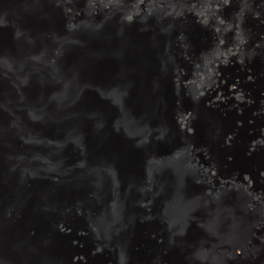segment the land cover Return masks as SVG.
Segmentation results:
<instances>
[{
	"label": "water",
	"instance_id": "obj_1",
	"mask_svg": "<svg viewBox=\"0 0 264 264\" xmlns=\"http://www.w3.org/2000/svg\"><path fill=\"white\" fill-rule=\"evenodd\" d=\"M42 1L44 10L38 0H0V146L9 147L0 158V166L5 165L0 168L1 220L18 234H29L52 221L54 202L47 195L67 205L63 216L73 215L75 223L89 222L86 205L101 204L109 213L118 206L115 198L122 197L119 210L136 213L125 212V226L109 232L116 252L106 250L118 264H160L163 259L164 264H264V163L255 164L264 159V145L256 143L264 135V111L258 109L262 114L257 118L244 114L257 112L251 96L264 107V63L257 55L264 59V47L250 30L254 24L264 35V0H196L204 5L205 16L190 24L184 16L195 0H160L171 2L165 11L156 0ZM178 10L186 12L178 15ZM230 14L234 16L227 19ZM182 18L188 34L199 33L197 40H185L186 57L179 48ZM24 56L39 58L23 63ZM133 93L143 95L138 103L131 101ZM213 95L217 102L235 101L227 108L217 103L216 113L210 109ZM129 104L151 129L149 112L155 120L163 118L156 122L158 127L166 122L162 141L149 139L151 130L141 131L140 123L117 125L129 115ZM254 125L260 127L259 135L249 133L255 132ZM146 136L161 154L139 145ZM123 147L126 160L118 156ZM241 153L248 156L244 168L237 165ZM110 154L125 170L115 171ZM158 157L164 167L142 173L141 165ZM191 164L201 173L186 176ZM89 165L96 167L93 175L85 172ZM99 173L114 184L126 180L127 189L118 191L117 185L107 190L112 204L95 192L85 199L79 191L97 189L92 181ZM202 173L209 176L204 201L209 200V207L180 194L176 198L182 197L181 202H156L157 191L170 193L181 183L195 185L197 192L196 177ZM71 176L78 188L67 181ZM226 195L224 204L213 205L212 199L220 202ZM42 203L49 204L42 208ZM9 207L13 216L5 210ZM186 208L188 214L182 212ZM20 211L31 216L25 219ZM73 225L63 237L70 247L76 236ZM10 239L0 228V264H38L47 259L41 253L55 256L57 251L41 240L25 252L13 243L11 252ZM69 249L60 250L56 264H89Z\"/></svg>",
	"mask_w": 264,
	"mask_h": 264
},
{
	"label": "bare ground",
	"instance_id": "obj_2",
	"mask_svg": "<svg viewBox=\"0 0 264 264\" xmlns=\"http://www.w3.org/2000/svg\"><path fill=\"white\" fill-rule=\"evenodd\" d=\"M38 1H39V3H41L40 9L42 8L44 10V8L46 7V4L44 3V5H45L44 6L42 0H38ZM202 1H204V0H201L200 2H202ZM156 2H158V7H160V9L163 10V11L172 8V5H170L171 2H167L168 5H164V3L161 2L160 0L159 1L156 0ZM200 2H199V4L201 5L202 3H200ZM191 3L192 4L190 5V7L192 8V12L190 10H188L186 16H184V17L189 18V20H188L189 24L191 22L195 23V20L197 19L196 18L197 16H198V18H200V17L203 18V16H205V11L202 10L204 8V5L200 6L196 2V0L192 1ZM199 6H200V9H199ZM176 8L180 10V6H176ZM179 10H178V15H182L183 13L186 12L184 10H181V11H179ZM233 13H235V11ZM233 16L234 15L230 14L226 18L227 19H231ZM191 19H192V21H191ZM182 22H184V23H181L182 25L179 26V27H181V29L183 28V30L186 31L185 27H184L186 22H185V20L183 18H182ZM210 23L213 24L214 22H210ZM25 27H27V28L29 27L27 22H25ZM197 27H199V26H197ZM250 30H251V32L253 34H255V36L259 40L258 45L264 47V35L256 30L254 24H252V26H250ZM184 31L182 32V35H183L182 36V40H181L182 42L179 45V48L182 49V51H183L182 57H186V53H187L186 50L189 49L188 48V44L185 42V40L191 38V39H194V41H195V40H197L199 38V33L196 32V31H192L193 32L192 34H188V32H189L188 30L186 32H184ZM65 49L68 50V47L63 45V50H65ZM257 55L259 56L258 59H261L262 62L264 63V59L261 57V54H257ZM34 58H39V57L38 56H32V57H26L25 58V56H24V60L25 61H22V62L23 63H25L26 61L31 62V60H34ZM42 59L43 58L41 57L39 60H42ZM160 74H162V73H160ZM166 82L169 83L170 80L167 79ZM132 95H134V99H131V101L135 100L136 103H138V101L143 96V95L139 96V95H137L135 93H133ZM244 96L245 95H243L240 98V101H243V97ZM4 97H2V98H4ZM251 98H252V96H251ZM251 98H250V102L252 103L251 106L254 108V110L257 111L258 109H263V111H264V107L260 106L259 103L256 104L255 100H253ZM254 98H255V96H254ZM215 99L216 98L214 96L213 99H212L213 101H212V106H210V109L212 107L211 110H213L216 113H218V111H219V109H217V106H216L217 103H221L222 106H225V108H227V107H230L231 105H233V101H235L234 98H232V100L226 99V98H221L220 102H217ZM0 102L2 103L3 99L0 100ZM133 103H135V102H133ZM133 103H132V105H133ZM132 105L129 104V111H127L129 113V115L128 116L126 115L125 119L120 121V122H118L117 125H119V123H123V124H126V125H135V124L137 125V124L140 123V126L142 127L141 131L144 132V130H151V133L148 136L149 139H157L159 141H162L163 140L162 136L164 135V133H166V130H167L166 122H163V124L161 126H159V127H158V125H156L157 124L156 122L160 121V120H163V118L161 119L159 117V118H157V120H155V119H153V114L151 112H149V115L151 117L150 120L153 121L152 129H153V127H158V129H155V131H154L149 126H147V123L146 124L145 123H141L142 122V118L140 117V115H138L139 111H137V113H134L135 111L133 112V110H135V109H133ZM227 105H229V106H227ZM130 112H132V113H130ZM244 112H245L244 114L247 117H254V118L260 117L261 114H262L259 111L255 112V114H254V112H246V111H244ZM109 123L111 124V122H109ZM254 127H255V132L253 130L252 131L250 130L249 133L254 134V135H259L258 132H259L260 127L257 126V125H254ZM170 133H171V136H172L171 139H173V137H175L176 131L172 130ZM261 136L262 137L259 138L258 142H257V139H256V143H259L260 145H264V135H261ZM146 138H147V136H146ZM149 139L147 138L146 140L140 141L139 145L147 148L148 151L150 150V151L156 152V154H161V152L159 151L158 148L151 147V145L149 143ZM254 141H255V138H254ZM260 145H257V146H260ZM182 147H183V145L181 146L180 149H182ZM222 147L220 148V150L223 153L224 149ZM20 148H21V146H20ZM217 148H218V146H217ZM7 149H9V147H5V146L1 147L0 146V158L2 156H6L7 155ZM246 149L248 150L249 148H246ZM126 154H127L126 153V148L123 147L121 153L118 156H121V158H123V160H126V159H128ZM110 155L112 157L110 159H108V161L109 160L112 161L111 163H112L113 168L115 169L117 167H120V168H122V170H125V168H124L125 166H123V164H121L120 161L118 162L116 159H113V154H110ZM184 156H185V159H187V160L191 158L190 154H187V155H184ZM159 157H161V156H159ZM159 157L157 158V162H154V163L147 162L145 165L143 163L141 165V166H143L142 173L143 172L145 174H147L148 172L152 173L153 169H155V166L164 167V164L162 162H158L159 161ZM243 158H244V160H242ZM238 159L241 160V161H239L237 163V165H242V167L244 168L246 166L245 162L248 159V156H246V154H244V153H241V154H239ZM263 160L264 159L261 158L255 164L256 165H262L264 163ZM260 161H262V162L260 163ZM200 164L204 165L205 163L202 162ZM191 165L188 166V169L186 167L187 170H185L184 168H181V172H183L185 170L186 171L185 175L189 176V177L190 176H195V172H200L201 173V171H198L197 169L194 168L193 165L192 166ZM256 165H254L255 170H256ZM0 168L2 170L5 169V165L0 166ZM95 168H96L95 166L89 165V167L85 168L86 169L85 172L87 174H92L93 175L94 172L97 171V170L95 171ZM115 171H117V169H115ZM246 174L244 173L240 177V179H242L244 181ZM253 174H255V173H253ZM94 176H95L94 177V181H92V183L96 182L98 184L97 189H93L92 187L91 188L84 187V188H80L79 189V191L82 192V194H83L85 199H88V200L91 199L93 197V193L95 192L96 195L98 194L97 196L103 197L104 199L106 198V200L108 199V203L112 204L110 202V199H109L110 195H109V192L107 190H109L111 188V186L115 187L117 185H118L117 187H119L118 191L127 189L126 180H124V181L122 180L119 183L116 182L114 184L115 180H111V178L105 173H103V174L99 173V174H96ZM121 176H122V178L124 177L123 174ZM217 177H219V176H217ZM252 177H254V176L252 175ZM51 178L52 179H56L57 178L56 173H53ZM58 178L62 179L61 176L58 177ZM196 178H197L196 179V181H197L196 184H198L197 192H195V190L193 191V189H194L193 187H195V185L192 186V185L186 184V185L182 186V183L181 184L177 183L178 185H176L175 191L174 190L170 191V189H169V191H170V193H169V192H167L168 189H165V188L164 189H160L159 191H157L156 194H155L156 202L158 201V203H162L163 201L164 202L168 201L169 205H171V203H174V201L181 202L182 197L181 198H176V195L180 194V196H183V197L187 195V197L194 198V202L198 206H201L203 203H205L204 201L206 200L205 195L207 194V191H208L207 181H209V176L207 174H205V173H202L200 177H196ZM185 179H187V181L190 180V178H185ZM67 181H69V183L72 185V187L74 186V187L78 188V186H79L77 184L78 181L76 179H74V176H71V178H68ZM140 182H142V180H140ZM178 182H180V181L178 180ZM93 185H95V184H93ZM25 187L27 188L26 184H25ZM30 187L33 188V185L31 183L28 186V189L32 190V188H30ZM117 187H115V188H117ZM190 187H191V189H190ZM195 196H199V198H196ZM227 197H228V195H226V197L225 196H221V199L223 201H220V202L217 201L218 198L215 197L214 199H212V203L215 206H219L222 203L224 204L226 202ZM46 198H48L49 201L51 200L50 202H54L52 204V206L55 208V211L52 214H50L52 221H50L51 223L49 224V226L46 225V226L40 227L41 226V223H40L39 225L35 226L34 229L29 230L31 233L22 234V232H21V234H18L19 232L16 231V228L9 229V226H7L6 222H3L1 220L2 218L0 217V226H1L0 228L3 227L5 236H7L8 239H10V237H11L12 239H10V240H13V242H9V244H10L9 249L11 250V252L15 248L13 243H15V245L17 246L16 248L22 249L25 252L30 247L36 245V242L39 243L42 240V243H45L46 245L49 244V245L53 246L52 248H54V249H53L52 252H54L55 250H57V251L54 254L55 256L51 255L50 252L46 253L48 255H46L45 253H41L40 254V255H42L41 258H43L44 256H47V259L44 258L45 260L43 259L42 261H37L38 264H56L57 259L59 257H61V255H62L60 250L61 249H67V248L69 249V247H70V245H67V243L66 244L64 243L65 242L64 241L65 238H63V237L67 235L66 229L71 224L72 225L75 224V225H73V226H75L73 228L76 231V236H74V237L71 236V237H73V242H72V245H71V247L69 249V252L71 253V255L74 258L76 257V254H79V256L81 258L79 260L80 262H83V260H84V262L89 263V264L90 263L99 264L100 263L99 260L102 259V260H105V261L109 262V264H118L117 263V259H114V260L110 259L109 251L106 250V249H109L110 251H115L116 252V249H113V247H112L113 241H112V238H111L112 237L111 233L114 232L115 230H117L118 226H122V227L125 226V222H126V221H124L125 212H129V213L132 212V215L134 217H135V213H136L132 209H128V210H125V211L124 210L123 211L119 210V207L123 206L122 197L115 198L113 203L117 204L118 206H117V208H113V211L110 210L109 213H107V211L104 209V207L101 204L99 205L97 203L96 205H92V203H91V205H86L87 207H89V209H91V212L89 214V217H91V218L89 219V222H85L84 223L83 221L82 222L79 221L78 222L79 224L75 223V218L73 217V215L69 214L67 220L64 218L63 214L65 215L67 213V210H69V209H68V206L65 205L59 198L57 199V197H51V195H47ZM228 201L232 203L235 200H234V198H229ZM47 204H49V203H42V205H41L42 208L44 206H46ZM204 206L205 207H209L210 206L209 200L205 203ZM10 209H11L10 207L9 208H5V210H9V211H10ZM195 209H197V208H195ZM182 212H185L186 214L189 213V211H187V208L183 209ZM10 213H12L11 216H13V212L10 211ZM41 214H45V213L42 212ZM240 214H241V212H240ZM19 215L25 216V219L29 218L31 216V214H29V213L25 214V213H22V211H20ZM57 216H59V217H57ZM204 218H205V216H204ZM55 222H57L58 224L55 223ZM95 225H97V227H96L97 230H95ZM83 226H86V227H83ZM87 227H89V228H87ZM105 228L107 230H105ZM109 232H111V233H109ZM148 232H149V230H148ZM34 234H38L37 235L38 237H33ZM147 234H148V238L150 237L149 239L151 240V232L147 233ZM91 243L95 244L96 246H94ZM29 256H30L31 259L34 258V256H32L31 254L26 255L27 258ZM73 257H71V259ZM98 257H99V259H97ZM117 258L121 259V258H125V257L118 255ZM154 259L156 260V258H154ZM181 259H183V258H181ZM159 260L156 261V262H160ZM163 260H161L162 262H160V264H162V263L164 264ZM174 262H175V260H174ZM73 264H76V263H73ZM218 264H227V263L225 262V260H222V261L218 262Z\"/></svg>",
	"mask_w": 264,
	"mask_h": 264
}]
</instances>
